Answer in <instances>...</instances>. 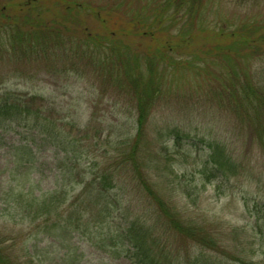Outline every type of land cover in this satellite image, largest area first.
<instances>
[{"label": "rangeland", "instance_id": "obj_1", "mask_svg": "<svg viewBox=\"0 0 264 264\" xmlns=\"http://www.w3.org/2000/svg\"><path fill=\"white\" fill-rule=\"evenodd\" d=\"M5 1L0 0L1 7L7 4ZM40 1L46 3L45 10L53 8V12L44 16L51 20L60 14L61 22L67 15V3L77 2L91 9L89 19L83 13L79 16L87 20L88 26L79 33L71 31L75 37H68L71 42L66 44L68 51H62L70 56V62H62L61 59L56 67L58 72L62 71V66L70 68L75 62L79 65L85 63L78 40L90 36L88 33L97 36L101 31H108L105 22L94 18L93 11L102 12L103 19L111 22V25L116 21L113 19L114 13H128L125 22L131 29L127 37L129 41H126L133 51H141L145 44L148 50L146 41L150 37L146 35L140 39L136 35L138 31L133 28L135 24L139 23L148 32L154 28L156 36L161 38L155 45L167 52H164V61L162 57L161 60L159 58L160 70L164 72V66L169 69L165 73L162 90L152 105L145 132L147 149L157 151L154 159L159 167H156L151 156L147 162L148 169L146 164L140 167L142 173L158 184L161 193L169 194L173 206H178L187 219L216 227L232 244L234 238L230 233L237 228L253 242V249L249 243L247 253L255 251V258L264 259L263 236L257 232L258 225L264 230V55L255 57L248 64L242 61L238 64V69L247 72L256 88H259L258 96L243 92L244 98L250 97L253 104L242 99V89H239L238 95L230 86L225 87L216 81L213 75L220 74L221 67L213 63L212 70H208L210 60H206L208 64L205 67L203 56L199 55L201 46L207 43L208 32L221 33V26L229 32L225 26L228 19L236 26H241L247 20H264V0H202L189 5L184 2L178 18L187 22L197 15L205 22L203 30L198 25L192 28L194 41L190 44L180 40L182 33L187 34L191 27L185 28L179 19L173 21L180 0ZM152 7L158 9L157 14ZM160 14L163 16V26H159L160 23L153 26L150 18H157ZM115 29L112 27L111 30ZM169 45L173 46L172 50ZM41 65V62H32L19 68V72L13 65L0 66V90L46 98L53 108L57 106L51 112L57 117L59 111L57 119L63 116L62 130H66L69 136L57 139L46 135L42 129L22 125H14L0 132V193L3 190L1 182H6L12 171L14 147L29 143L36 151V161L27 175L28 179L30 177L27 186H31L36 194L66 191L70 198L75 199L101 171L110 172L117 168L120 140L133 142L136 137V103L127 95L120 97L117 92L105 90L101 80L90 76V72L71 70L60 75L45 71ZM218 146L235 162L242 164L234 176L212 175L209 161ZM66 156L71 160H65ZM123 168H119L122 175L118 177L123 183L109 190V194L123 201L122 205L130 216L141 213L153 222L154 218L148 216L156 208L153 200L140 181L132 179L134 174H129L127 169L132 167ZM92 211L95 214L96 208ZM9 219L0 218V232L14 240L9 244L14 245L15 253L19 254L17 256L26 255L20 259L28 264H132L125 256V248L111 237L116 236L118 226L123 224L121 218L116 217L108 225L92 223L86 235L80 232L66 233L61 234L59 239L56 234H53L55 238L39 233V223H31L27 219L15 224L14 220ZM52 226L49 224L48 227L51 229ZM171 241L183 258L187 250L193 257L201 253L211 255V251H205L194 242L185 244L182 238L175 236ZM221 260H226V257Z\"/></svg>", "mask_w": 264, "mask_h": 264}, {"label": "trees", "instance_id": "obj_2", "mask_svg": "<svg viewBox=\"0 0 264 264\" xmlns=\"http://www.w3.org/2000/svg\"><path fill=\"white\" fill-rule=\"evenodd\" d=\"M200 1L202 0H180L177 5L173 21L179 19L185 28L191 27L187 34L182 33L180 40L182 43L190 44L191 41H194L192 28L196 25L202 30L205 28V22L197 15L188 19L187 22L183 18H178L184 2L189 5L191 2L193 4ZM5 2H7L5 6H0L1 67L4 64L6 66L13 65L19 72V68L27 66L29 63L41 62L45 71L49 72L50 70L60 75L71 70L90 72V76L101 80L102 87L108 92L109 90L112 93L117 92L120 97L127 95L130 100H134L137 109V133L133 142L120 140L117 148L119 151L117 156L119 163L116 160L117 168L110 172L101 171L100 175L89 182L75 199L70 198L66 191H48L36 194L31 186H27L30 179L27 175L31 173V169L35 165L36 151L29 143L14 147L15 152L11 156L12 171L7 177L8 180L1 182L3 190L0 193V203L3 207L0 208V218L6 220L10 217L9 221L14 220L15 224L18 221L24 222L29 219L31 223H39L37 227L39 233L52 236L56 234L58 239L61 234L66 233L80 232L86 235L88 227L92 223L101 225L107 223L108 225L109 222L115 221L116 217L121 218L124 220L123 224L118 226L114 234L116 236L111 237L125 248V256L132 264H264V259L255 258V251L251 254L247 253L249 243L253 249V242L251 243L237 228H233L230 233L234 238L232 244L226 239V235L216 227L187 219L178 206H173L169 194L161 193L158 190V184L142 173L140 167L146 164L148 169L147 162L151 156L156 167H159L154 159V155H158L157 151L147 149L145 132L152 105L157 99V94L162 90L165 73L169 69L168 66H164V72L160 70L159 58L161 60L162 57V61H164L166 59L164 52L166 51H161L155 45L156 41L161 38L156 36L154 28L148 32L144 31L139 23L135 24L133 28L138 31L136 35L140 39L146 35L150 37L146 41L149 44L147 45L148 50L145 49V44L141 51H133L126 41V39L129 41L127 37H129L131 29L126 26L127 22H125L128 13L117 14L118 17L114 13L113 19L116 21L111 25V22L103 19L102 12L100 14L99 11H93L94 18L105 22V29L107 28L108 31H101L97 36L88 33L90 36L81 41L78 40V43L81 44L79 47L83 50L85 63L79 65L75 62V65L70 68L62 66V71L58 72L56 67L61 59L62 62L67 60L68 63L70 62V56L62 51H68L66 44L71 43L68 37H75L71 31L76 30L75 32L79 33L85 26H88L87 20L85 21L79 16L83 13L89 19L88 14L91 9L85 7L84 4H77V2L67 3V15L64 22H61L60 14L55 15V18L51 20L44 16L53 12V8L45 10L46 3L40 0H6ZM151 9L156 14L158 13V9L153 7ZM198 15L201 16L200 13ZM162 17L160 14L157 18H149L153 26L160 23L159 26L162 27ZM142 21L145 24L144 17ZM225 22L229 32L225 31L224 26H221V33L208 32V35L206 34L207 43L201 46L202 50L199 55L203 56L205 67L208 64L206 60H210V64L207 66L208 70H212L213 63L221 67L220 74L213 75L216 81L221 82L225 87L230 86L234 93L237 91L238 95L239 89H242L241 94L244 92L249 96H258L259 88H256L247 72H241L238 69V64L240 61L248 64L255 57L264 55V49H262L264 48V20H247L241 26H236L229 19ZM112 27H116V29L111 30ZM158 36L164 37L163 35ZM164 40L166 43V39ZM169 46L172 50L173 46ZM208 73L210 72L208 71ZM244 94L242 99H247L249 103H252L250 97L244 98ZM56 107L54 105L53 108L52 104L42 96L11 91L1 92L0 90V132L3 133L14 125L16 127L22 125L26 128L30 127V129H42L46 135L49 134L57 139L68 138L69 133L62 130L63 116L57 119L59 111H57V117H54L51 112L53 109L56 110ZM64 121L66 120L64 119ZM215 148L209 161L212 175L214 173L234 176L242 164L235 162L220 146ZM65 160L69 161L71 158L66 156ZM124 166L132 167L127 168L129 174H134L132 179L139 180L140 185L145 188L153 200L156 208H153L148 215L154 218L153 222L141 213L130 216L122 205L123 201L111 197L109 194V190L117 188L123 183L118 177L122 175L119 168ZM147 174H149L148 171ZM16 180L19 181L14 183ZM93 208H96L95 214H93ZM3 224L9 226L6 222ZM49 224H53L51 229L48 227ZM162 227L164 232H162ZM258 227L257 232L261 233L264 241V230L259 225ZM173 236L182 238L185 244L194 242L205 251H211V255L201 253L193 257V254L187 250L186 256L183 258L175 243L171 241ZM54 237L56 238V236ZM13 241L7 234L0 232V264H28L27 261L23 262L20 259L26 255L17 256L19 254L15 253L14 245L9 244ZM27 256L31 255L27 254ZM219 257L221 259L226 257V260H221Z\"/></svg>", "mask_w": 264, "mask_h": 264}]
</instances>
